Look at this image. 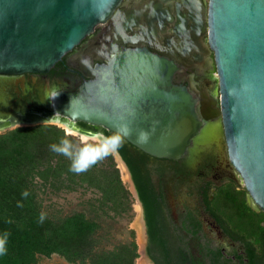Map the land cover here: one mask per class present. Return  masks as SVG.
<instances>
[{"label":"water","instance_id":"obj_1","mask_svg":"<svg viewBox=\"0 0 264 264\" xmlns=\"http://www.w3.org/2000/svg\"><path fill=\"white\" fill-rule=\"evenodd\" d=\"M122 1L0 0V75L46 74ZM183 4L194 21L200 19V36H207L213 51L219 97L212 116H199L191 92L173 83L176 66L153 53L79 58L74 66L87 80L59 91L54 101L51 93L49 110L164 160L181 159L204 121L220 119L228 162L247 193L246 203L264 213V0H208L204 10L193 0ZM132 17L125 14L123 22ZM93 59L105 63L93 66ZM92 135L106 142L128 173L108 138Z\"/></svg>","mask_w":264,"mask_h":264},{"label":"trees","instance_id":"obj_2","mask_svg":"<svg viewBox=\"0 0 264 264\" xmlns=\"http://www.w3.org/2000/svg\"><path fill=\"white\" fill-rule=\"evenodd\" d=\"M111 142V133L101 129ZM116 136V135H114ZM67 142L73 155L83 152L97 162L82 173L70 171L71 158L51 145ZM114 147L131 173L147 226V257L153 264H264V213L246 203L245 189L233 183L206 188L202 204L222 234L241 250L215 246L191 213L176 228L165 220L166 207L143 168L146 155L133 157L132 146L120 138ZM112 144V142H111ZM80 192L81 208L59 215L44 211L40 192ZM27 192L25 197L23 193ZM18 204L22 206H18ZM131 194L120 178L113 155L96 143L81 144L49 124L17 127L0 134V237L8 233L7 255L0 264H38L39 257L57 255L69 264H135L134 232L130 240L104 246L115 217L132 218ZM41 213L45 214L40 223Z\"/></svg>","mask_w":264,"mask_h":264},{"label":"flooded vegetation","instance_id":"obj_3","mask_svg":"<svg viewBox=\"0 0 264 264\" xmlns=\"http://www.w3.org/2000/svg\"><path fill=\"white\" fill-rule=\"evenodd\" d=\"M153 3L158 5L156 10ZM193 3L198 9L204 10L207 8L208 0H193ZM125 14L133 16L128 23L123 22ZM93 53H153L166 58L176 66L173 83L184 86L191 92L197 101L196 111L199 116H202L205 105L214 110V103L219 97L214 55L209 47L207 36H200V19L195 16L194 21L181 0H123L111 18L96 26L93 33L66 54L46 74L0 75V123L25 116L50 117L51 121L59 125H71L79 132L102 134L99 127L79 122L73 123L62 117H53L49 110L48 97L51 93L74 89L87 80L74 65L80 63L79 58L83 56L89 58ZM104 63L103 60H92L93 66ZM206 93L208 96L205 95ZM218 127L224 141L221 120L204 121L188 153L181 159H156L145 154L146 162L143 168L148 172L147 175L155 192L162 198L166 207L167 229L170 227L168 222L176 228H181L182 221L189 212L193 219L197 218L201 222L202 231L206 232L204 219L199 217L198 211L187 201L183 200L177 207L179 211L177 218H173L167 202L172 192L183 194L187 192L191 196L195 195L199 203L202 200L201 193L206 188L211 196L224 181L226 184L233 183L237 186L234 175L236 172L228 162L226 147L225 156L219 155ZM193 148H202L209 152L208 158L198 164L195 170L189 166V162H186ZM130 151L133 157L143 153L133 146ZM128 173L141 209L146 236V254L148 234L143 206L129 170ZM200 211L202 214L206 213L212 221L208 225L218 233H222L220 227L206 212L202 202Z\"/></svg>","mask_w":264,"mask_h":264},{"label":"rangeland","instance_id":"obj_4","mask_svg":"<svg viewBox=\"0 0 264 264\" xmlns=\"http://www.w3.org/2000/svg\"><path fill=\"white\" fill-rule=\"evenodd\" d=\"M40 124L41 125L43 124L55 125L63 129L66 135H70V136L77 138L81 144L91 142V143H96L100 147H102L99 143H97L93 139L84 140L79 135L67 133L66 130L57 123H40ZM28 126H33V125H16L10 128H5L3 130H0V134L6 131L12 130L14 128H17V127H28ZM217 132L219 133L218 134L219 136V139H218L219 155L225 156V145H224V141L222 140L219 127H218ZM203 151L204 149L202 148L191 149V154L187 156L186 162L187 163L189 162V166L192 169L195 170V167L197 168L198 164H200L204 159L208 158L209 152L207 150H205L204 152ZM114 161L118 168V161L116 160V158H114ZM119 173H120V170H119ZM234 175L237 181L238 189H244L239 176L237 174H234ZM120 178H121V173H120ZM122 183L124 184L125 188L129 191V193L131 194L132 218L129 219L128 216H124L123 218L115 217V219L111 221V226L109 228V235L104 240V246H106V248H112L114 246H117L118 244L128 242L130 240L129 231L132 230L134 232V240L137 245V253H138V257L135 260V264H152V262L149 260V258L145 254V247H146L145 233L143 234V237L139 239V235L137 232V227L138 228L142 227L143 232H144V227H143V222H142L141 209L136 200L134 189H133L129 176H127L126 181L122 180ZM221 184H222L221 186H223L226 184V182L224 181ZM39 197L42 201L44 211H46L47 213H55L59 215H64V214H68L72 211L80 209L82 207L81 206L82 201L85 198L90 197V195L88 194V196L87 195L83 196L80 192L56 194V193H50L48 191L47 193L40 192ZM245 199L247 200V194L245 195ZM183 200L187 201L190 205L195 207V209L198 211L199 217H201V219H204L206 237L208 240L211 241L213 245L220 246L227 252H231L233 250H241V247L239 246V244L231 242L222 233H218L217 230H215L214 228L212 229L208 225V223H211L212 221L208 218V216H206V213H203V214L201 213L200 211L201 202L198 203V198H196L195 195L191 196L187 192H185L184 194L180 192H177V193L172 192V194H169L167 202L170 206V211H171V215L173 216V218H177V215L179 212L177 207H179V205L183 202ZM205 220L207 222H205ZM38 264H69V263H67L65 260H63L57 255H52L49 258L39 257Z\"/></svg>","mask_w":264,"mask_h":264},{"label":"bare ground","instance_id":"obj_5","mask_svg":"<svg viewBox=\"0 0 264 264\" xmlns=\"http://www.w3.org/2000/svg\"><path fill=\"white\" fill-rule=\"evenodd\" d=\"M181 2L184 3V0H181ZM205 95L208 96L207 93ZM209 111L211 112L210 114H208ZM215 112H216L215 107H214V110H212L208 106L205 105L204 110L201 113V115L209 117V116H212ZM40 123H57V122L49 120L48 117H38V116L26 117L25 116V117H20V118L18 117V118L10 119L6 122L0 123V130H3L5 128H10V127H13L16 125H35V124H40ZM60 126H62L66 130V132L69 134L79 135L84 140L93 139L94 141L99 143L103 148L108 149L106 142L103 139H101L98 135H92V134L76 131L73 129V127L71 125H68V124H63V125L60 124ZM118 168H119L120 173H121V179L123 181H126L127 176H129V175H128L124 165L120 161H118ZM137 232L139 235V239L142 238L143 234H144L142 227H140V228L137 227Z\"/></svg>","mask_w":264,"mask_h":264},{"label":"clouds","instance_id":"obj_6","mask_svg":"<svg viewBox=\"0 0 264 264\" xmlns=\"http://www.w3.org/2000/svg\"><path fill=\"white\" fill-rule=\"evenodd\" d=\"M59 95H60L59 91H54L53 101L56 98H58ZM111 142L113 147H119L121 143L120 137L115 136L111 138ZM50 147L54 152H58L60 154L69 156L71 158L70 171L77 174L87 171L89 167H91L97 162V159L102 158V157H98L97 159H92L89 156H86L83 152L73 155L72 151L70 150V146L65 141H62L60 145H51ZM23 195L26 197L28 193L25 192L23 193ZM18 206H22V205L18 204ZM44 219H45V214L41 213L40 223H43ZM7 238H8V233H5L3 237H0V256L7 255V247H6Z\"/></svg>","mask_w":264,"mask_h":264}]
</instances>
